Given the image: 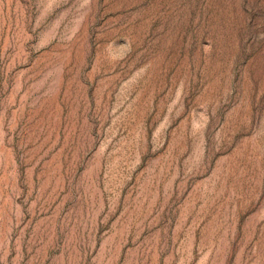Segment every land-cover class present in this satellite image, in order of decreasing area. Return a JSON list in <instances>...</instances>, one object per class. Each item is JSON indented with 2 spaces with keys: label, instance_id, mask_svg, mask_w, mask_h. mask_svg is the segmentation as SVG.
Returning a JSON list of instances; mask_svg holds the SVG:
<instances>
[{
  "label": "rangeland",
  "instance_id": "obj_1",
  "mask_svg": "<svg viewBox=\"0 0 264 264\" xmlns=\"http://www.w3.org/2000/svg\"><path fill=\"white\" fill-rule=\"evenodd\" d=\"M0 264H264V0H0Z\"/></svg>",
  "mask_w": 264,
  "mask_h": 264
}]
</instances>
